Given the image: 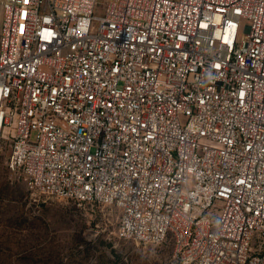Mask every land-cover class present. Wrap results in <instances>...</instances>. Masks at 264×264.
Here are the masks:
<instances>
[{"label":"built area","instance_id":"1","mask_svg":"<svg viewBox=\"0 0 264 264\" xmlns=\"http://www.w3.org/2000/svg\"><path fill=\"white\" fill-rule=\"evenodd\" d=\"M97 10L0 0L9 170L117 211L120 240H172L180 264H264V0Z\"/></svg>","mask_w":264,"mask_h":264},{"label":"rangeland","instance_id":"2","mask_svg":"<svg viewBox=\"0 0 264 264\" xmlns=\"http://www.w3.org/2000/svg\"><path fill=\"white\" fill-rule=\"evenodd\" d=\"M105 4L98 0L97 15ZM8 158L7 146L0 151V264H180L172 240L118 239L119 213L111 208L34 195Z\"/></svg>","mask_w":264,"mask_h":264}]
</instances>
